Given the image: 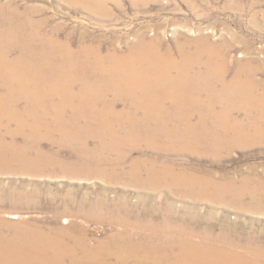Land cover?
I'll use <instances>...</instances> for the list:
<instances>
[{
  "label": "bare ground",
  "instance_id": "obj_1",
  "mask_svg": "<svg viewBox=\"0 0 264 264\" xmlns=\"http://www.w3.org/2000/svg\"><path fill=\"white\" fill-rule=\"evenodd\" d=\"M39 24L17 11L0 13V130L15 123L14 132H24L25 146L35 148L38 156L44 154L40 146L44 136L39 132L43 128L48 136L58 131L53 139L58 138L60 145L71 138L82 147L94 131L101 139L113 129L114 149L104 144L105 151L124 156L129 153L120 148L117 138L129 143L130 149L144 143L159 152L187 147L197 153L218 154L255 141L262 132L256 120L248 130L245 124L232 123L229 116L243 105L257 104L252 63L238 59L233 77L228 78V60L217 45L232 47L236 44L233 38L213 42L202 35L178 40L177 58L169 46L163 48L161 38L140 32L126 52L104 55L90 45L75 49L69 42L42 33ZM191 47L196 52H189ZM198 67L205 71H196ZM219 103L221 116L216 111ZM195 115L199 116L196 124L192 122ZM6 150L0 134V156ZM11 158L30 165L26 155L12 153ZM106 160L101 156L100 163ZM132 169L129 175L139 179V163ZM167 173L169 184L187 196H211V183L204 178ZM142 214L147 216L136 221L141 229L148 227V233L122 245L139 259L136 263L264 264L260 260L264 247L233 230H216L208 218L174 209L142 208L137 215ZM60 244L61 240L28 231L11 237L0 234V264H128L123 256L109 262L107 257L115 252L106 243L85 245L82 255L72 253L71 248L63 251Z\"/></svg>",
  "mask_w": 264,
  "mask_h": 264
},
{
  "label": "rangeland",
  "instance_id": "obj_2",
  "mask_svg": "<svg viewBox=\"0 0 264 264\" xmlns=\"http://www.w3.org/2000/svg\"><path fill=\"white\" fill-rule=\"evenodd\" d=\"M13 11L38 21L42 33L69 42L75 49L90 45L104 55L126 52L140 32L161 38L163 48L169 46L177 58L180 40L202 35L213 42L233 38L236 44L232 47L217 45L227 57L228 78L233 77L238 59L252 63L257 104L243 105L229 116L232 123L245 124L248 130L256 120L262 132L257 140L218 154L197 153L187 147L159 152L144 143L130 149L129 143L117 138L120 148L129 153L124 156L105 151L114 149L113 129L102 140L94 131L95 136L88 137L82 147L71 138L60 145L58 138L53 139L58 131L48 136L43 128L39 132L44 136L40 142L44 154L38 156L35 148L25 146L24 132H14L16 124L10 123L0 130L7 148L0 156V234L11 237L28 231L61 240L59 248H71L77 255L83 254L85 245L106 243L115 252L107 257L109 262L123 256L128 264H141L122 247L136 237L143 239L149 231L139 227L136 220L147 215H137L138 211L174 209L208 218L216 230H233L264 247V0H0V13ZM193 49L188 51L196 52ZM196 71L205 70L198 67ZM222 109L219 103L220 116ZM198 120L195 115L192 122ZM12 153L26 155L30 165L13 160ZM104 154L109 161L100 163ZM137 163L139 179L129 175ZM100 168L121 175L104 174ZM167 170L189 179L204 178L211 183V196L191 198L175 189L165 177ZM260 260L264 263V258Z\"/></svg>",
  "mask_w": 264,
  "mask_h": 264
}]
</instances>
